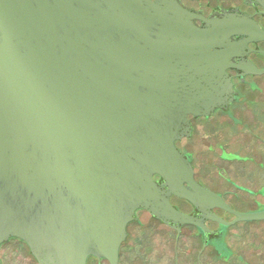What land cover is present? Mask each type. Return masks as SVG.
Masks as SVG:
<instances>
[{
	"label": "water",
	"instance_id": "water-1",
	"mask_svg": "<svg viewBox=\"0 0 264 264\" xmlns=\"http://www.w3.org/2000/svg\"><path fill=\"white\" fill-rule=\"evenodd\" d=\"M206 25L198 30L179 7L149 0H0V245L14 238L30 252L10 241L2 264H86L88 257L118 264L137 210L176 232L190 225L204 236L206 221L223 228L264 221V210L245 213L246 203L228 199L232 210L200 186L175 148L190 137L188 116L208 118L232 102L227 68L264 74L230 62L255 39L228 38L264 39L258 28L238 17ZM230 136L221 139L227 149ZM211 144L196 131L199 159ZM206 157L205 176L213 171L211 184L228 190L211 164L228 165L212 152ZM172 197L198 215L178 211ZM214 209L235 219L226 222ZM140 218L146 228H130L121 263L173 257L174 235ZM242 228L231 230L229 242L251 241L245 233L232 237Z\"/></svg>",
	"mask_w": 264,
	"mask_h": 264
},
{
	"label": "flooded vegetation",
	"instance_id": "flooded-vegetation-1",
	"mask_svg": "<svg viewBox=\"0 0 264 264\" xmlns=\"http://www.w3.org/2000/svg\"><path fill=\"white\" fill-rule=\"evenodd\" d=\"M151 5L160 9H166L168 4H174L179 7L185 14L188 22L198 30L207 29V21H221L228 17L244 18L253 27L258 28L264 34V0H149ZM170 17V16H169ZM182 37L186 38L185 35ZM232 42L248 41L243 49L244 56L240 58H231L233 65L241 62L250 63L257 70H264V39L259 37H250L232 35ZM260 39V40H259ZM211 51H214L212 48ZM229 76L233 89V100L224 109H216L208 118L192 116L187 117L189 121L191 133L190 137L175 142L177 148L191 163L194 171V180L202 185V187L218 194L227 203L228 199L236 202H244L249 206L245 213H252L264 210V81L260 79L262 75H249L244 70L235 67H229L225 70ZM210 129H214V134L223 131L232 137L234 142H230V148L219 143V139H215V143L206 146L209 154L212 152L216 158L226 164L225 168L214 167L216 179H222L228 190L216 189L211 184L214 180L213 171L210 172V178L206 177L209 172L210 159L206 151V156L202 160L199 159V153L193 150V139L196 131H201L203 138H207L211 133ZM239 139L236 141L235 139ZM245 142V144H243ZM227 154L233 156L228 158ZM239 157V158H238ZM200 161L201 164H200ZM218 161V160H217ZM201 169V170H200ZM157 182L158 177L154 178ZM214 182V181H213ZM170 204L178 211L196 216L198 212L186 201L177 198H171ZM230 207V206H229ZM231 208V207H230ZM232 209V208H231ZM233 210V209H232ZM214 214L222 218L226 222L235 219L232 214L226 213L220 209H214ZM236 212V211H235ZM240 213V212H238ZM147 215L148 219L157 223L169 237L174 235L173 257L161 260L146 259L141 264H264V221H252L237 223L235 225L223 228L220 225L206 221L205 227L210 231L204 236L202 231L190 225L180 227V231L176 232L169 226L164 225L159 220L148 215L144 210L135 212V220L130 222L126 227V239L119 248L118 264L121 263L122 249L130 247L128 242L133 231L130 228L144 229L146 228L140 215ZM263 225L261 228L257 226ZM242 226L244 232L238 231L232 234V237L239 240L240 233H245L251 238V241L229 242L231 230H238ZM241 229V230H242ZM139 231V230H137ZM187 231V233H185ZM186 234L187 243L183 257H179V239ZM173 240V239H172ZM10 241H17L28 247L20 240L11 238L8 242L0 245V262L2 264L1 249ZM29 252V249H28ZM30 254V252H29ZM195 256V257H194ZM32 257V256H31ZM32 261L35 259L32 257ZM86 264L91 261L96 264H109L106 260L95 259L93 257L86 258ZM37 264L36 261H34ZM137 264V263H136ZM140 264V263H138Z\"/></svg>",
	"mask_w": 264,
	"mask_h": 264
},
{
	"label": "trees",
	"instance_id": "trees-1",
	"mask_svg": "<svg viewBox=\"0 0 264 264\" xmlns=\"http://www.w3.org/2000/svg\"><path fill=\"white\" fill-rule=\"evenodd\" d=\"M211 130V133L209 134V136L206 138V140H208V141H212L213 143H215L214 141H215V139L216 138H218L219 139V143L220 144H223V145H225L226 146V143L224 142V141H221V139L223 138V137H227L229 134L227 133V132H223V131H221L220 130V132H218L217 134H214L213 132H214V129H210ZM222 134V135H221ZM219 136H220V138H219ZM212 145V144H211ZM233 156H231L230 154H227V157H226V159H228V158H232ZM239 158V157H238Z\"/></svg>",
	"mask_w": 264,
	"mask_h": 264
}]
</instances>
